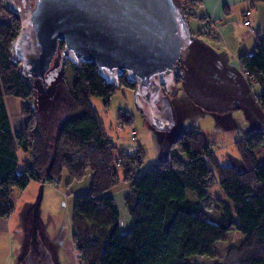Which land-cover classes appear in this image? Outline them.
Returning a JSON list of instances; mask_svg holds the SVG:
<instances>
[{"label":"trees","instance_id":"obj_1","mask_svg":"<svg viewBox=\"0 0 264 264\" xmlns=\"http://www.w3.org/2000/svg\"><path fill=\"white\" fill-rule=\"evenodd\" d=\"M2 4L9 22L0 23V219L11 212V188L24 189L30 180H56L57 185L63 173L69 183L79 182L89 172L90 187L75 196L71 217V239L79 264H188L193 256L214 259L216 244L231 231L241 233L244 241L228 251L227 264H264L263 130H253L235 142L241 171L220 164L212 143L200 131L190 129L170 146L185 155V161L173 154L140 173V155H114L115 147L91 104L92 98H98L108 107L120 89L134 90L135 83L125 74L108 79L94 65L66 60L63 66L68 64L73 74L68 91L70 115L46 142L35 126L34 109L24 107L23 129L14 133L5 99L32 100L35 92L22 76L21 63L12 58L25 20L8 10L4 0ZM197 4L182 1L187 17V8L195 11ZM238 65L260 89L257 102L264 112V36L256 38L252 53L238 58ZM20 155L27 157L24 174L20 173ZM118 169L128 190L124 204L131 228L126 233L120 230L119 213L110 196L119 182ZM216 181L229 204L219 202V214L212 221L202 201ZM188 193L196 200H188ZM34 247H41L39 239Z\"/></svg>","mask_w":264,"mask_h":264},{"label":"rangeland","instance_id":"obj_2","mask_svg":"<svg viewBox=\"0 0 264 264\" xmlns=\"http://www.w3.org/2000/svg\"><path fill=\"white\" fill-rule=\"evenodd\" d=\"M18 1L21 3V0ZM175 1L182 10L190 34L198 37L197 34L202 28L200 21L196 19V15L191 18L185 15L182 7L183 0ZM2 5V0H0V23H8L9 16L3 10ZM18 10L22 12L21 7ZM203 32H210L204 29V23ZM207 52L209 56L205 54L207 60L205 65L202 64L203 70L212 74L209 80L206 79L209 81L207 86L198 85L189 74L185 73L179 82L173 83V86H162L161 89L165 91H159V96L153 99V104L141 98L135 89H120L110 99L108 107H105L102 100L98 98L91 99L92 107L96 110L105 133L115 147L114 155H118L119 152L128 154L131 147L129 133L134 131L139 145L137 157L140 155L142 161L141 166L139 165L140 173L153 168L159 160L169 158L173 154L185 161V155L178 154L170 146L182 132L195 129L203 133L206 140L212 143V149L216 152L220 164L231 165L237 170H242L235 142L253 130L263 129L262 121L249 103L254 102L264 118V112L257 102L261 91L258 87L249 86L243 80L242 74L236 72L237 76L234 78L226 75L219 77V80L224 82L222 87L225 90L232 89L235 95L215 96L208 86H212L214 91L219 90L221 93L223 91L219 83H215L213 77V74L215 76L219 72L213 63L215 56L209 50ZM12 58L15 60L14 55ZM54 64L55 62L51 67ZM231 66L233 69L237 68L235 62L231 63ZM63 71L65 81L61 80L52 93L39 90L35 91L32 100L5 99L14 133L23 129L25 119L22 109L32 107L35 112V126L45 141L48 142L55 136L61 120L70 115L68 91L73 74L68 64L63 66ZM246 94L249 95L248 100L245 99ZM10 100H12L11 106ZM122 112L127 118L123 117ZM124 120L129 124L125 125ZM20 160L23 161L22 155H20ZM118 175L119 182L110 191V195L114 198L119 213L120 230L126 233L131 228V220L124 204L128 190L122 181V169H118ZM90 182L89 172L81 181L72 183L68 182L67 175L63 173L56 186L49 185V181L44 184L35 181L24 189L11 188L9 206L11 210L14 209V215H17L20 210L18 213L19 227L14 232L15 234L9 237L0 236V264H24L29 254L31 236L34 233L49 252L54 264H79L71 239L73 200L75 196L89 189ZM188 200L195 201L194 194L188 193ZM219 202L229 204L216 181L207 190V198L202 201L204 212L209 220L214 221L218 216ZM243 241L244 236L241 233L231 231L227 234L225 241L216 244L217 254L214 259L193 256L187 259V263L227 264L228 251L232 248H239Z\"/></svg>","mask_w":264,"mask_h":264},{"label":"water","instance_id":"obj_3","mask_svg":"<svg viewBox=\"0 0 264 264\" xmlns=\"http://www.w3.org/2000/svg\"><path fill=\"white\" fill-rule=\"evenodd\" d=\"M61 43L64 57L59 54ZM201 51L175 0H37L12 47L24 79L34 92L46 93L63 80L69 55L75 62L94 65L108 79L127 74L139 88L175 67L204 87L212 74L201 67ZM213 63L219 70L214 81L220 87L224 85L220 75L237 76L224 71L218 61ZM208 87L217 97L235 95L223 87L222 93ZM249 103L264 131L263 116L254 102ZM37 250L44 252L40 264H53L43 247Z\"/></svg>","mask_w":264,"mask_h":264},{"label":"crops","instance_id":"obj_4","mask_svg":"<svg viewBox=\"0 0 264 264\" xmlns=\"http://www.w3.org/2000/svg\"><path fill=\"white\" fill-rule=\"evenodd\" d=\"M195 1L199 3L195 8L196 19L200 21L202 28L197 34L198 37L192 34L190 35L202 47L200 64L202 52L204 49H207L214 54L213 61H218L224 71L229 73L239 72L242 74L238 65V58L243 54L252 53L256 38L258 36H264V0ZM246 11L251 12L249 20L252 31H249L241 23ZM207 19H212L214 28L208 33L203 32V23ZM233 62L236 64V69H233L231 66ZM228 91L233 93L232 89H228ZM214 154L216 156V152ZM22 158L20 173L24 174L23 165L27 157L22 155ZM32 183H35V181L29 182L28 185ZM18 213L14 215L15 211L13 209L8 216L0 219V236L5 238L15 234L14 232L19 227Z\"/></svg>","mask_w":264,"mask_h":264},{"label":"flooded vegetation","instance_id":"obj_5","mask_svg":"<svg viewBox=\"0 0 264 264\" xmlns=\"http://www.w3.org/2000/svg\"><path fill=\"white\" fill-rule=\"evenodd\" d=\"M5 4L7 6V9L10 11H13L15 13H18L23 20H27L29 18V16L31 15V13L33 12L34 8H35V4L37 2V0H21V3L17 0H4ZM20 3L17 5V3ZM19 6V7H18ZM22 9V12H20L18 9ZM11 8H13L11 10ZM61 48V50H59V54L61 57H64L62 55V52L64 50V44H60L59 45V49ZM207 49H204V51L202 52V56H201V65H205V61L207 60L205 57V54H207L209 56V52H207ZM67 61H73L74 58L72 57V55H69V57L67 58ZM192 62V61H191ZM66 63V61H65ZM186 72H183L181 69L179 68H174L170 73L168 74H164V75H160L155 77L154 79H152L150 81V83L147 86H142L139 88V84L136 82L135 83V91H137V93L141 96V98H143L145 101H148L150 104H153V99H155L156 97L159 96V91L162 90V85L165 82H169L171 86H173V83H176L177 81H179V79L177 78V76L179 75H184ZM187 74V73H186ZM127 76V74H125ZM128 77V76H127ZM165 91V90H162ZM157 101V100H156ZM153 106V105H152ZM39 239L37 237V234L34 233L31 236V240H30V250H29V254L26 257L24 264H40V250H37V247H34L35 241ZM39 244L41 247H43L44 249H46L43 246V243L40 241L39 239Z\"/></svg>","mask_w":264,"mask_h":264},{"label":"built area","instance_id":"obj_6","mask_svg":"<svg viewBox=\"0 0 264 264\" xmlns=\"http://www.w3.org/2000/svg\"><path fill=\"white\" fill-rule=\"evenodd\" d=\"M187 13L189 15V17H194L195 16V11L193 9H188L187 10ZM251 16V12L250 11H246L244 13V16H243V20H242V24L245 28H247L249 31H252V27H251V22L249 20ZM204 29L205 30H213V21L212 19H207L205 22H204ZM242 76L244 78V80L246 81V83L249 85V86H252V87H257V84L255 82V80L252 78V77H249L247 75V73L245 72H242ZM122 115L123 117L125 118V114L122 112ZM127 118V117H126ZM129 142L131 144V147L129 148V151H128V154L132 157H137L138 155V150H139V145L137 144V138H136V133L134 131H131L129 133ZM33 181V180H30V182ZM47 181V180H46ZM46 181L42 182V184H44ZM57 183L56 180H52V181H49V185L51 186H55ZM75 257L77 258V255H75Z\"/></svg>","mask_w":264,"mask_h":264},{"label":"bare ground","instance_id":"obj_7","mask_svg":"<svg viewBox=\"0 0 264 264\" xmlns=\"http://www.w3.org/2000/svg\"><path fill=\"white\" fill-rule=\"evenodd\" d=\"M11 102H9L10 103V106L12 105V100H10Z\"/></svg>","mask_w":264,"mask_h":264}]
</instances>
